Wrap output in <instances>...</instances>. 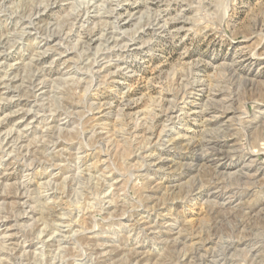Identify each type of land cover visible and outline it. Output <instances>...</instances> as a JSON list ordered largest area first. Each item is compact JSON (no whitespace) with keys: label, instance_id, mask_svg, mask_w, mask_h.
<instances>
[{"label":"rangeland","instance_id":"obj_1","mask_svg":"<svg viewBox=\"0 0 264 264\" xmlns=\"http://www.w3.org/2000/svg\"><path fill=\"white\" fill-rule=\"evenodd\" d=\"M0 264H264V0H0Z\"/></svg>","mask_w":264,"mask_h":264},{"label":"bare ground","instance_id":"obj_2","mask_svg":"<svg viewBox=\"0 0 264 264\" xmlns=\"http://www.w3.org/2000/svg\"><path fill=\"white\" fill-rule=\"evenodd\" d=\"M163 3V2H162ZM158 25V24H157ZM103 39V38H102ZM29 82V81H28ZM7 87V86H6ZM28 88V87H27ZM11 90V89H10ZM224 108V107H223ZM12 133V132H11ZM10 135V134H9ZM218 139V138H217ZM220 140V139H219ZM8 144V143H7ZM211 147V146H210ZM217 147H218V149H217ZM211 149H212V151L213 150H215L216 152H218V153H222L223 151H220V150H222V149H220V143L218 144V143H216L215 144V142H214V144H213V146L211 147ZM210 149V150H211ZM214 153V152H213ZM230 153V152H229ZM222 167L224 168V169H226L228 166L225 164V165H222ZM219 189V188H218ZM217 197V196H216ZM216 199V198H215ZM202 244V243H201ZM200 247V246H199ZM13 250V249H12ZM198 251V250H197ZM202 258V257H201Z\"/></svg>","mask_w":264,"mask_h":264}]
</instances>
